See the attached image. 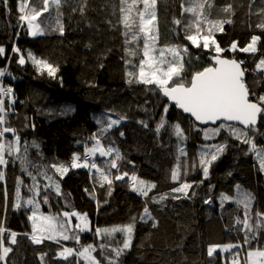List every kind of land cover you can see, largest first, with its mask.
Wrapping results in <instances>:
<instances>
[{"label": "trees", "instance_id": "trees-1", "mask_svg": "<svg viewBox=\"0 0 264 264\" xmlns=\"http://www.w3.org/2000/svg\"><path fill=\"white\" fill-rule=\"evenodd\" d=\"M81 2L68 0L63 6V35L56 30L54 21L49 23L41 17L42 26L48 24L49 31L44 36L33 38L27 34L26 24L21 26L23 22L18 19V0H9L8 8L0 0V46L6 49V56L0 57V70L6 73L5 79L13 88L17 101L14 105L15 114L9 115V122L20 131L22 142L36 141L39 145V149H29L28 155L34 163L68 166L74 154L84 152L85 144L91 146L89 137L99 130L94 118L113 110L115 114L126 116L118 127L109 132L110 139L115 141V146L125 157L120 162V171H127L129 175L135 173L139 178L155 183L157 187L149 193V197H159L164 193L170 195L161 204L148 203L155 221L145 223L140 220L145 198L131 190L128 177L123 181L114 180L109 188L106 182L103 187L100 186L102 181L95 170L70 168L61 178L49 169L48 175L60 184L62 195L57 196L54 190H50V203L40 201L44 210L55 215L62 211L84 212L94 227L101 228L126 225L132 217H136L133 246L121 258L122 264H226L236 252L243 257L247 245L243 249H233L226 255L216 252L212 257L207 255V249L216 244L243 243L244 233L238 231L239 226L236 225V217L243 218V205L225 201L221 207V193L230 196L236 193L237 186L246 189L255 197L252 202L253 221L256 211L264 212V173L258 170L256 157L245 155L248 145L228 137V147L213 162L209 178L199 183L203 179L199 168L200 151L206 145L223 143L227 134L222 133L214 140H205L203 132L197 130L204 128L170 104L161 93L154 90V86L129 84L126 72L133 70L132 65L139 64L143 56V41L135 46L125 43L131 36L126 37L123 25L118 23L121 19L120 0H87L83 15L78 10ZM209 2L213 5L208 16L210 20H232V23L224 25L223 32L214 33L222 48L228 49L233 41L243 47L255 34L261 35L262 42L258 48L264 50V33L255 27L264 19V12L261 11L264 9V0ZM228 3L233 5L234 15L220 11ZM36 4L40 6L42 0H36ZM180 5L181 0H158L157 43L161 48L175 45L188 47V53L184 56L187 62L185 79L190 80L191 73L210 66L211 56L215 52L196 48L184 39L186 33L183 27L173 24V18H182ZM74 7L77 8L76 12L72 11ZM189 15L185 14L182 19L187 22ZM52 16H56L55 10ZM13 46L19 47L25 55L26 63L23 66L17 63L18 55L11 51ZM128 49L134 50L136 55H129ZM29 51L38 59L58 67L56 77L48 76L46 71L33 65L27 59ZM222 55L245 60L249 69L254 67L253 54L226 51ZM260 55L258 52L255 58L258 59ZM126 61L131 63L127 64ZM246 80L250 89L258 94L264 93V83L257 86L256 77L252 74H248ZM165 104H169L167 121L171 124L179 122L188 137L183 142L187 156H181L179 162L178 140L171 134V129H162L159 135L154 131ZM72 105H76V109L68 111ZM113 118H117V115H113ZM139 121H145L148 127H143ZM193 123L196 127H193ZM121 131L123 137L120 136ZM260 131L264 133V127ZM11 138V134H8V139ZM257 141L264 144V136H257ZM108 142V139L101 141L105 145ZM108 159L111 158L97 157L94 160L98 166L106 167L103 161ZM185 161L189 169L187 176L183 175ZM193 162L197 165L195 169L191 168ZM178 163L181 166L180 182H195L189 191L191 198L171 193V189L180 183L171 180V172ZM4 171L5 181L0 182V221L6 228L18 233V243L11 245L14 250L9 254L8 264H41V252L48 253L45 264H68L67 261L53 259L59 247L54 242L45 241L42 245H34L24 235L31 232V221L28 219L31 211L28 210L30 206L19 210L13 208L15 189L17 177H21L24 181L21 196L27 199L32 195L27 187L32 181L21 171L19 162H10ZM112 173L117 174L115 169H112ZM38 179L41 186L47 183L43 178ZM210 185L214 186L211 190ZM109 191L111 195H108ZM192 192H195L194 196ZM173 196L181 198L173 199ZM208 198L212 202L206 204L204 201ZM37 200L40 198L37 197ZM153 222L157 223L156 227H152ZM122 239L120 233L116 234V240ZM100 242L93 233L81 234L83 245ZM61 243L67 247L80 248L75 241ZM261 243L264 244V233L261 234ZM94 255L99 257V252ZM75 259L69 258L71 261ZM79 264L85 262L81 259Z\"/></svg>", "mask_w": 264, "mask_h": 264}, {"label": "snow or ice", "instance_id": "snow-or-ice-1", "mask_svg": "<svg viewBox=\"0 0 264 264\" xmlns=\"http://www.w3.org/2000/svg\"><path fill=\"white\" fill-rule=\"evenodd\" d=\"M9 0H2L5 8H8ZM157 2L158 0H120L119 11L121 23L125 29L124 35L128 37L131 33V38L126 39V44H131L143 41V56L139 60L138 65H132L133 70L126 72L129 77L128 83H138L143 85H152L154 90L166 97L172 105L182 110L193 118L194 122L207 125L211 123L215 127L199 129L203 132L205 140H214L221 136L222 133L227 135L224 137L223 143L206 145L199 153V168L202 170L203 179L199 183L209 178L210 167L219 156L228 147L227 139L231 137L240 144L248 145L245 155L252 154L256 157L258 170L264 173V144L257 141V136H264L261 133V127H264V93L258 94L254 89H250L246 76L252 74L256 77V84L259 86L264 83V50L258 48V44L262 42L261 35H252L250 41L243 47H240L238 42L233 41L228 49L222 48L217 42L214 33L223 32L224 25L232 23L229 19L210 20L208 16L213 7L209 0H181V17L185 14H190L187 22L182 18H173V24L177 27H183L185 37L190 41L192 46L196 48L212 49L215 55L211 56L212 63L210 66L204 67L202 70L191 73L190 80L185 79L184 56L188 53L187 46L175 45L164 49H157L155 44L159 39V31L157 24ZM68 3V0H42V4L37 6L36 0H18L17 11L20 13L18 19L27 26V34L33 38L44 36L49 31L48 24H43L41 17L45 20L55 22L57 29L61 35L64 34V27L61 22L63 16V6ZM142 4V8L139 5ZM87 7V0H82L79 12L84 14ZM208 9L206 12L205 9ZM55 10L56 16H52V11ZM73 12L77 8H72ZM220 11L230 15H234L233 5L228 3L224 5ZM264 12V9L261 10ZM47 14V16H45ZM111 23V21H109ZM255 27L264 33V19ZM190 33V34H189ZM11 51L18 55L17 63L23 66L26 63L25 55L21 53L19 47L13 46ZM159 52L157 56L155 53ZM232 53H248L253 54L254 67L249 69L246 66L245 60H237L234 56L228 58L222 55L224 52ZM261 53L258 59L255 54ZM129 55L135 56L136 52L128 49ZM6 56V49L0 46V57ZM171 57L170 59L168 57ZM27 59L31 60L33 65L39 70L46 71L47 75L55 78L58 67L43 59H38L30 51L27 53ZM130 64L131 61H126ZM5 72L0 70V77L5 76ZM17 103L12 87L0 84V182L5 181L4 169L9 163L19 162L21 171L26 174L32 181V184L27 186L28 191L32 193L27 199L21 196V185L24 181L21 177H17V185L15 189V200L13 208L19 210L21 207L30 206L31 215L28 219L31 221V232L25 233L29 240L34 245H42L45 241H52L58 245V250L53 259L67 261L68 264H79L82 259L85 264H122L121 258L131 250L135 235L136 217L131 218V222L126 225L112 226L101 228L96 226L93 228L92 223L87 213L78 211H62L56 215L39 214V204L42 201L44 204L50 203V190H54L57 196H61L60 184L53 179V176L48 175V170H54L62 178L69 170L76 168H88L95 170V174L99 175L102 181L100 186H104V182L111 188L113 181H123L125 177L129 178L131 190L145 198V206L142 210L140 220L155 221L148 203L161 204L168 199L170 193H164L157 196L149 197V193L157 187L155 183L145 181L139 178L135 173L129 175L127 171H120V162L125 160L118 147L115 146V141L109 137V132L113 128L118 127L126 116L115 114L113 110L102 113L95 117V122L99 125V130L89 137L92 141L91 146L85 144L82 154H74L71 164L39 165L34 163L28 153L30 148L39 149L36 141L31 143L22 142L20 131L13 127L9 122V115L15 114L14 105ZM71 109H68L70 111ZM169 111V104L163 106V115L156 124L155 133L159 135L161 130L168 131L171 129V134L177 140V150L179 162L181 156H187L183 142L187 140V134L181 127L179 122L171 124L167 121L166 116ZM117 115V118H113ZM143 127L147 128L148 124L145 121H139ZM29 125H25L28 127ZM35 127V125H31ZM193 127H196L193 123ZM8 134H11V139H8ZM120 136L124 133L121 131ZM102 139H108V144H102ZM23 149V151H22ZM39 154V153H38ZM111 159L103 161L106 167L98 166L94 159L97 157ZM127 163H132L127 161ZM185 167L183 175H188L187 161L184 162ZM196 163L191 164V168L195 169ZM43 168V170H41ZM112 169L116 170L117 174L112 173ZM39 178L47 181L41 186ZM171 180L174 182L181 181V166H177L171 172ZM195 182L184 180L179 183L178 187L171 189V193L182 194L185 198H191L189 191L193 188ZM214 186L210 185V190ZM239 190V186H237ZM87 192L88 190L85 189ZM43 193V195H41ZM5 207L7 206V189H4ZM111 195V191L108 192ZM195 195V192H192ZM37 197L40 200H37ZM173 199H180V196H173ZM93 199L95 196L93 195ZM232 197L221 193V207L225 201L232 200ZM255 197L251 193H243L240 199L235 202L243 205V218L236 217V225L238 231H243V243L211 245L207 249V255L212 257L219 248L223 252H229L232 249H243L247 245L246 255L241 261L239 252L233 254L232 264H264V244L261 243V234L264 233V212L256 211L255 220L253 221L252 202ZM106 202V201H105ZM206 204L211 203V198L205 199ZM99 206V202H98ZM61 217L63 219H61ZM72 217L78 221L72 225ZM157 223L153 222L152 227H156ZM91 232L102 241L100 243L81 244V234ZM120 233L122 240H116V234ZM18 233L6 228L3 221H0V264H8L9 254L13 252L11 245H16ZM7 240V243H6ZM74 240L80 248L64 246L61 241ZM99 252V257L94 253ZM47 252L39 253L41 264H45ZM70 257H75V261L69 260Z\"/></svg>", "mask_w": 264, "mask_h": 264}, {"label": "rangeland", "instance_id": "rangeland-1", "mask_svg": "<svg viewBox=\"0 0 264 264\" xmlns=\"http://www.w3.org/2000/svg\"><path fill=\"white\" fill-rule=\"evenodd\" d=\"M142 7H143V6L141 5L140 8H142ZM129 35L131 36V33H129ZM135 45H136V42H133V46H135ZM155 46H156L157 49H164L163 47L161 48V47L158 46L157 41H156ZM155 54L158 56V55H159V52L157 51ZM168 58L170 59V57H168ZM70 109H71V110H75V109H76V105H74V106H73V105L70 106ZM97 157H99L98 154H97ZM97 157H95V158H97ZM95 158H93V159H95ZM243 193H249V192H248L246 189H239V190L236 191V193H235L234 195H230V196H229V197H232V198H233L232 200H229V201H230V202H233V203H236L235 201H236L237 199H240ZM241 205H242V204H241ZM75 211H77V210H75ZM78 212H80V211H78ZM80 213H84V212H80ZM39 214H43V215H55V214H53V213H50V212L45 211L41 202H40V204H39L38 215H39ZM88 217H89V216H88ZM61 219H63V218L61 217ZM89 219H90V217H89ZM90 221H91V219H90ZM77 222H78V221L76 220V218H75V217H72V225H75ZM91 223H92V221H91ZM92 226H93V228H94L93 223H92ZM88 233H91V232H88ZM117 234H118V233H117ZM69 241H74V240H69ZM88 244H89V243H88ZM226 244H235V243H226ZM226 244H216V245L223 246V245H226ZM232 250H233V249H232ZM217 252H221L223 255H226V254L228 253V252H223V251H221L219 248L217 249ZM229 252H230V251H229ZM245 255H246V254H243V257L240 256L241 261H243ZM232 258H233V257H232ZM232 258L230 259L229 263H226V264H232Z\"/></svg>", "mask_w": 264, "mask_h": 264}, {"label": "water", "instance_id": "water-1", "mask_svg": "<svg viewBox=\"0 0 264 264\" xmlns=\"http://www.w3.org/2000/svg\"><path fill=\"white\" fill-rule=\"evenodd\" d=\"M166 98V97H165ZM167 99V98H166ZM168 101V100H167ZM169 102V101H168ZM171 104V102H169ZM178 109V108H177ZM180 110V109H178ZM182 112V110H180ZM183 113V112H182ZM185 115L189 116L188 114L184 113ZM190 117V116H189ZM193 119V118H192ZM197 125H199L200 127L202 128H205V127H209V126H212L214 127L215 125H212L211 123L207 124V125H203V124H200L199 122H195Z\"/></svg>", "mask_w": 264, "mask_h": 264}, {"label": "built area", "instance_id": "built-area-1", "mask_svg": "<svg viewBox=\"0 0 264 264\" xmlns=\"http://www.w3.org/2000/svg\"><path fill=\"white\" fill-rule=\"evenodd\" d=\"M1 84H3L4 86H8V87H11V85L9 83H7L6 79H5V76L3 78H1ZM92 159V158H90ZM9 166V165H8ZM8 168V167H7ZM5 168V170L7 169Z\"/></svg>", "mask_w": 264, "mask_h": 264}]
</instances>
